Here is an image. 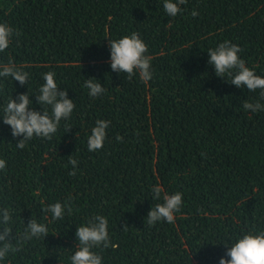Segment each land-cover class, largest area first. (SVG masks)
Returning a JSON list of instances; mask_svg holds the SVG:
<instances>
[{
	"label": "trees",
	"instance_id": "16d2710c",
	"mask_svg": "<svg viewBox=\"0 0 264 264\" xmlns=\"http://www.w3.org/2000/svg\"><path fill=\"white\" fill-rule=\"evenodd\" d=\"M181 8L170 17L163 0H0V22L20 33L0 64L12 60L30 74L25 86L0 77V117L27 89L42 112L35 95L49 71L75 104L51 139L33 137L23 149L0 119V208L13 210L16 234L31 217L49 230L0 264H70L76 227L95 214L108 219L117 245L94 249L102 264H219L221 242L242 229L264 231V111L242 106L264 100L259 89L216 76L207 53L224 40L237 43L246 66L264 76V0H186ZM133 32L153 57L147 82L110 67L107 40ZM86 78L105 92L89 96ZM97 119L110 125L103 147L90 152ZM70 157L78 160L75 176ZM154 185L182 193L175 223L148 225L161 202ZM69 200L73 213L63 220L42 211Z\"/></svg>",
	"mask_w": 264,
	"mask_h": 264
},
{
	"label": "clouds",
	"instance_id": "9594fccd",
	"mask_svg": "<svg viewBox=\"0 0 264 264\" xmlns=\"http://www.w3.org/2000/svg\"><path fill=\"white\" fill-rule=\"evenodd\" d=\"M185 3L186 0H163V9L168 16L175 17L182 11L181 6ZM198 14L196 10H193V16ZM19 35L20 33L7 22H0V52H4L13 38ZM107 42L110 49L109 63L114 72L125 73L128 79L138 74L144 82L152 78L151 61L153 57L147 54L148 45L138 33L133 32L118 39L107 40ZM241 51L237 43L224 40L215 48L207 51L208 64L213 67L216 76L223 79L226 76L231 77L230 81H227L237 88H246L250 92L259 89L260 99L264 100V76L256 74L254 69L246 66L244 59L239 55ZM29 75L27 71L17 67L12 60L0 64V77L11 78L19 82L21 86L27 85ZM55 76L56 73L52 71L44 73V83L39 88V94L35 95L36 102L43 106L42 112L31 107L33 102L28 89L26 92L19 93L15 98L11 96L3 107V116L0 119L10 127L13 137H20L16 141L18 149L25 148L27 142L33 137L51 139L57 132L61 120L70 118L75 104L68 97L67 91L58 87ZM98 81L96 78L84 80V87L89 90L88 94L93 98L105 92L104 87ZM45 105L51 107V114L44 107ZM242 106L253 113L264 111V104L260 100L255 102L245 100ZM109 125V120L97 119L95 121L87 138L88 151L94 152L103 147ZM116 139L122 141L123 137L117 135ZM69 163L72 165L69 175L75 176L78 160L70 157ZM5 168L6 161L0 158V170ZM152 194L153 199L161 202L156 203L148 211L146 216L148 225L152 226L161 221L175 223V213L180 210L183 203L182 193L177 191L169 194L164 192L162 186L154 185ZM42 211L50 213L52 220H63L66 213L67 215L73 213V207L71 200L65 203L57 201L42 208ZM13 215L11 208H0V261H4L10 253L19 252L26 242L34 238L43 240L49 234L46 224L32 217L26 224L23 223V231L16 234L12 227ZM108 225L109 221L105 216L95 214L76 227V246L75 251L70 255V264H102L101 256L94 249L103 250L109 247L115 249L117 247L109 237ZM127 226L125 223L122 228ZM221 243L225 245L226 252L219 258V264H264V231L242 229L237 238Z\"/></svg>",
	"mask_w": 264,
	"mask_h": 264
}]
</instances>
